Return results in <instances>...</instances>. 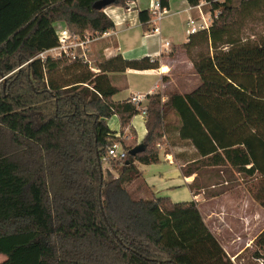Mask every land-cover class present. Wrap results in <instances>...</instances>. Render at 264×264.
<instances>
[{
	"label": "trees",
	"instance_id": "trees-1",
	"mask_svg": "<svg viewBox=\"0 0 264 264\" xmlns=\"http://www.w3.org/2000/svg\"><path fill=\"white\" fill-rule=\"evenodd\" d=\"M133 1L0 0V264H242L195 200L142 197L127 185L141 176L137 163L161 161L172 130L199 155L184 176L217 168L264 179V36L244 38L248 23L264 19V0H206L218 16L181 45L200 81L165 101L147 95L140 142L131 127L140 110L130 97L113 100L120 88L109 73L155 69L158 58L117 54L97 61V72L80 58H36L57 45L58 23L103 33L115 28L105 9ZM139 18L148 28L149 9ZM113 116L132 139L111 128ZM117 141L127 157L111 159L118 175L107 169L106 178L103 156ZM198 180L189 185L196 194ZM257 197L264 206V180ZM253 244L252 257L264 259V229Z\"/></svg>",
	"mask_w": 264,
	"mask_h": 264
},
{
	"label": "crops",
	"instance_id": "crops-1",
	"mask_svg": "<svg viewBox=\"0 0 264 264\" xmlns=\"http://www.w3.org/2000/svg\"><path fill=\"white\" fill-rule=\"evenodd\" d=\"M149 4L150 0H136L131 2L127 9L118 6L107 7L105 12L114 20L115 28L111 29L108 35L98 38L91 45L90 52L95 62L117 54L123 55L126 59L141 58L143 56L159 59L160 66L155 69H127L124 72L109 73L113 85L120 88V93L126 91L123 95H120V93L114 95L113 100L115 101L125 100L135 93L145 95L160 93L162 94V100L165 101L171 91L179 90L186 92L182 88L186 85L188 75H184L181 72L182 70L178 67V62L181 58H184L181 54L183 50L181 45L188 41L189 34L184 32V28L177 22L175 16L179 14H187V18L191 14L197 16L198 10L191 8L187 0H170L169 12L163 19L166 22H162L161 34H151L150 27L145 29L139 18V11L148 9ZM163 39L170 41L171 46H164L162 43ZM189 63L193 66L190 58ZM175 69L177 71L176 76L174 74ZM116 119L118 121V118ZM145 122L146 117L141 114L135 115L131 120V127L137 132L139 142L147 133ZM119 128V133H125L124 138H127L129 134L126 131L129 130V127H126L122 131L119 124ZM167 139L168 144L166 146L169 147V151L165 153V159L169 163L176 165L182 175V181L172 186H184L187 188V197L184 201L195 200L198 203L205 222L212 232L217 234L209 224L210 214L213 213L214 199L205 198L203 189L197 194L190 189L189 185L194 181L196 176H199L197 172L191 176H184L182 173L183 166L199 157L196 149L186 141L180 140L176 130L167 133ZM139 164L137 163V168L144 179V170L141 168V164ZM139 178L134 179L132 182H135ZM143 182L145 186L149 183L146 179ZM199 186L197 183L196 188ZM4 259L5 257L0 262Z\"/></svg>",
	"mask_w": 264,
	"mask_h": 264
},
{
	"label": "rangeland",
	"instance_id": "rangeland-1",
	"mask_svg": "<svg viewBox=\"0 0 264 264\" xmlns=\"http://www.w3.org/2000/svg\"><path fill=\"white\" fill-rule=\"evenodd\" d=\"M204 11H206L205 16L209 17L210 13L205 9ZM190 16L197 19L192 14ZM175 17L177 18V22L184 28V32L189 34V28L186 25L188 21L187 14H179ZM165 22L166 20H163V23ZM62 26L63 24L58 23L57 29H60ZM247 28L244 33V38L259 41L264 36L263 17L254 23H248ZM164 41L165 39H163ZM90 51L91 49L88 52L89 58L92 61V65H94L97 61L95 62L93 60ZM181 54L184 58H181L178 62V67L184 75H188L186 85L182 89L188 91L199 83L200 79L194 73L193 66L190 65L189 57L185 54L184 50L181 51ZM174 74L176 76V69L174 70ZM1 82H5V77L0 78ZM125 93L126 91L120 93V95ZM116 118V116H113L108 122L113 130H120L119 120L117 121ZM126 133L130 135L131 139L133 138L134 133L131 130L126 131ZM168 151L169 147L163 145L160 148L161 161L159 163L149 165L140 163L141 168L144 170V179L149 182L148 185H144V179L140 176L135 182L129 184L128 188L142 197H151L155 194L169 195L175 202L186 200L187 188L184 186H172L182 181V175L176 165L169 163L165 159V153ZM111 162L112 160L103 162L106 178L108 176L107 167L112 175H118L117 168L113 167ZM197 173L199 180L196 183L203 188L205 198L214 199L213 213L210 214L209 224L216 231V235L220 239L227 254L237 263L264 264L263 258L257 259L252 257V253L257 248L253 242L264 229V206L257 197V186L260 180H264L262 176L255 174L254 176L248 177L233 169H225L222 172L217 168H209ZM239 254L241 256L237 258ZM4 257L0 253V260Z\"/></svg>",
	"mask_w": 264,
	"mask_h": 264
},
{
	"label": "built area",
	"instance_id": "built-area-1",
	"mask_svg": "<svg viewBox=\"0 0 264 264\" xmlns=\"http://www.w3.org/2000/svg\"><path fill=\"white\" fill-rule=\"evenodd\" d=\"M207 4L208 2L206 0H201L198 5L191 6V8L198 10V15L196 16L197 19H195V17L193 16H190L188 18L187 26L189 28V33L208 28L211 25L213 19L218 16L219 10H216L214 12L207 11L210 13V16H205L206 11H204V5ZM148 9L150 12V19L147 24L150 27L151 34H161L162 22L166 14L169 12L168 8L162 6L161 0H150ZM109 31L103 33L87 32L83 35H79L71 32L70 29L66 25H64L60 27V29H57V45L41 51L36 56V58H41L42 60L46 59L47 57H67L70 60L80 58L84 62L89 63L91 70L97 72L99 71V69L95 66V64L92 65V61L89 58L88 52L92 43L98 38L108 35ZM162 43L166 47L171 46V42L168 40ZM147 95L142 93H135L130 96V101L139 108V114L143 115L144 117H146L147 115ZM127 138H130V135L127 136ZM126 157V150L122 147L121 142L117 141L108 147L107 153L103 156V161L108 162L111 159H115L116 161L123 162Z\"/></svg>",
	"mask_w": 264,
	"mask_h": 264
},
{
	"label": "water",
	"instance_id": "water-1",
	"mask_svg": "<svg viewBox=\"0 0 264 264\" xmlns=\"http://www.w3.org/2000/svg\"><path fill=\"white\" fill-rule=\"evenodd\" d=\"M97 6H98V7H100L101 5H100V4H98Z\"/></svg>",
	"mask_w": 264,
	"mask_h": 264
}]
</instances>
